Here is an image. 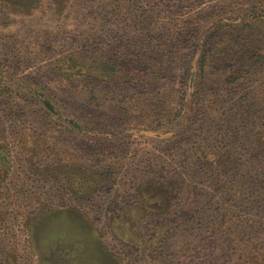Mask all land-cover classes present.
I'll use <instances>...</instances> for the list:
<instances>
[{"label": "rangeland", "instance_id": "1", "mask_svg": "<svg viewBox=\"0 0 264 264\" xmlns=\"http://www.w3.org/2000/svg\"><path fill=\"white\" fill-rule=\"evenodd\" d=\"M250 18L264 38V0H0V264H264V66L226 88L214 37Z\"/></svg>", "mask_w": 264, "mask_h": 264}, {"label": "trees", "instance_id": "2", "mask_svg": "<svg viewBox=\"0 0 264 264\" xmlns=\"http://www.w3.org/2000/svg\"><path fill=\"white\" fill-rule=\"evenodd\" d=\"M242 16L245 17V15ZM246 22L247 23L243 24L228 23L227 26L222 27L221 33L218 30V32L214 35L216 47L221 49L224 54V58L233 65L232 71L225 81L226 88L230 87L233 89L235 85H237L240 81L247 79L252 72L257 70V68L264 66V38L261 33H256V24H254L258 22V20H256V18H250V20ZM208 57V54L205 52L200 60L202 69L205 68ZM91 68L101 69V76H104L105 73L114 71V67H111V65L106 63L99 64V66H92ZM72 69L77 68L74 67ZM69 73L70 77L76 74L81 75L82 69H78L77 73H74L72 71H70ZM103 79L107 80L106 78ZM134 80L137 81L138 78L131 77L127 80V83H132ZM158 102L161 103L162 100H159ZM47 107H49L51 110H55L54 106L49 101L47 102ZM159 115V113L153 112L151 115H149V117H156V119H158L160 117ZM153 121L156 120L154 119ZM234 159L235 158H233L231 152H229V150L227 149L222 154V157L219 160H210L208 158L206 160L204 159L201 172H203V176L208 179L207 181L209 182L214 176L213 173L216 172L218 173V176H220L221 181L222 177L227 173V166L230 165L234 161ZM188 174L198 175V173H196L193 168L189 169ZM186 182V179L178 181L177 187H179V189L178 192H175L173 194L174 197H178V195L181 194V191L187 184ZM202 184V182L198 183V185ZM220 185L221 183L219 184V186Z\"/></svg>", "mask_w": 264, "mask_h": 264}]
</instances>
